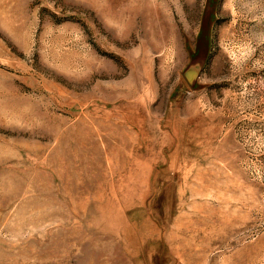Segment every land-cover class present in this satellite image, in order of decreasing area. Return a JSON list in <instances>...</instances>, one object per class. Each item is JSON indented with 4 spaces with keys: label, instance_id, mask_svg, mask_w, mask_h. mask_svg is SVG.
Returning <instances> with one entry per match:
<instances>
[{
    "label": "rangeland",
    "instance_id": "rangeland-1",
    "mask_svg": "<svg viewBox=\"0 0 264 264\" xmlns=\"http://www.w3.org/2000/svg\"><path fill=\"white\" fill-rule=\"evenodd\" d=\"M0 264H264V0H0Z\"/></svg>",
    "mask_w": 264,
    "mask_h": 264
},
{
    "label": "water",
    "instance_id": "water-1",
    "mask_svg": "<svg viewBox=\"0 0 264 264\" xmlns=\"http://www.w3.org/2000/svg\"><path fill=\"white\" fill-rule=\"evenodd\" d=\"M206 53H207V50H206ZM204 60V57L201 58V60ZM200 59L198 60L197 63H194L190 66V68L188 69L187 73H186V78L189 80V82H192L194 80V78L197 76L199 70H200V67H201V64L203 62V60L201 61ZM192 84V83H190Z\"/></svg>",
    "mask_w": 264,
    "mask_h": 264
}]
</instances>
